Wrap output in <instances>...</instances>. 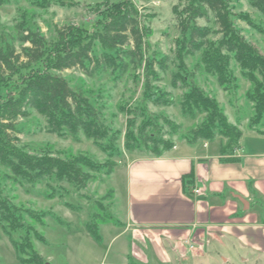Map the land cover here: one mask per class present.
I'll use <instances>...</instances> for the list:
<instances>
[{"label":"trees","instance_id":"1","mask_svg":"<svg viewBox=\"0 0 264 264\" xmlns=\"http://www.w3.org/2000/svg\"><path fill=\"white\" fill-rule=\"evenodd\" d=\"M247 1L264 15V0ZM9 2L0 0V7ZM172 14L179 32L173 57L151 47L148 37L152 31V14L132 0L110 2L104 18L90 34L74 24L57 28L58 40L54 45L38 29L18 21L15 37L0 43V165L21 181L32 184L56 181L58 187L50 193V198H56L68 194L62 184L81 191L96 174L102 171L113 174L118 166L115 158L121 138L126 151L161 156L174 147V137L182 129L174 119L149 108L150 104H176L172 93L159 85L166 73L170 74L171 86L183 91L178 103L181 114L191 120L202 116L179 139L194 144L221 138V154L231 155L238 148L243 131L239 124L228 119L216 98L196 81L198 71L206 70L215 76L224 91H236L230 54L252 84L246 95L253 112L248 126L264 135V55L237 31L229 0H179L173 5ZM212 35L219 39L214 42ZM198 52L201 59L191 68L186 59ZM64 70H79L88 77L106 74L117 84L130 71L142 74L138 103L119 108L126 115L124 132L109 122L105 105H97L81 89H74L64 76L56 74ZM33 111L44 118L47 132L75 142L83 138L92 140L107 155V160L98 162L83 154L63 158L52 152L27 151L18 137L19 120ZM183 180L185 185H192L194 174L185 175ZM49 212L18 207L0 192V225L9 236L26 226V215L43 222ZM97 223L87 222L86 228L100 239L99 230L104 221ZM34 233L38 235L36 230ZM39 237L46 242L44 235ZM12 242L21 263L40 264L29 236L25 244Z\"/></svg>","mask_w":264,"mask_h":264},{"label":"rangeland","instance_id":"2","mask_svg":"<svg viewBox=\"0 0 264 264\" xmlns=\"http://www.w3.org/2000/svg\"><path fill=\"white\" fill-rule=\"evenodd\" d=\"M113 1L119 0H10L9 3L0 7V43L5 39L11 40L15 37V25L21 20L38 29L50 45H54L58 40L57 28L67 25H79L87 31V34H90L94 31L96 24L104 18L108 5ZM132 1L152 14V31L148 37L151 47L162 54L173 57L175 40L179 32L173 20L172 7L179 0ZM229 4L237 31L264 55V15L252 7L247 0H229ZM210 37L214 42L219 39L217 35ZM16 45H19L18 41ZM230 58V68L237 80L238 89L236 91L231 93L224 91L215 76L206 70L198 71L196 81L206 93L216 98L228 119L239 124L244 132L242 140L246 143V147L256 148L251 138L264 139V137L251 132L248 126L253 112L246 95L251 91L252 84L243 76L233 54H230ZM200 59L201 52H198L186 61L191 68H194ZM56 74L64 76L74 89H81L97 105H105L109 122L114 128L124 132L126 115L121 113L119 108L138 103L142 91V74L138 71H130L118 84L106 74L88 77L79 70H64ZM159 85L172 93L176 104L171 106L150 104L149 108L152 112L163 113L182 125L179 135L174 137L177 142L182 133L187 132L201 121L202 116L191 120L181 114L178 103L183 91L171 86L169 73L164 75V80ZM19 127L21 132L18 137L22 147L27 151L38 154L52 152L63 158L83 154L98 162L107 160V155L92 140L83 138L81 142H75L72 139H65L47 132L44 128V118L35 111L28 117L21 118ZM118 146L119 154L115 160L120 167L115 173L108 175L102 171L96 174L87 188L81 191L62 184L68 189L65 197L50 198V193L58 187V183L54 180H44L34 184L21 181L8 168L0 165L1 194L7 195L16 206L23 209L50 211L43 222L26 215V226L12 231L10 236L0 225V264H23L18 259L12 241L25 244L27 236L38 253L37 256L40 257V264L47 262L50 264H131V260L126 259L124 252L126 242H129L130 238L128 239V235L123 231L124 227L116 220V218L123 222L127 220V173L123 164L130 157L152 156V154L137 151L132 154L126 151L123 147V138ZM218 147L219 140H216L211 143L210 149L215 150ZM257 148L264 149V145ZM252 202L253 211L260 216L258 220L264 223V198L255 197ZM55 215L60 218L57 220ZM110 215H112L111 220ZM101 220L104 223L100 226V239H98L96 235L87 231L86 224L87 222L99 223ZM29 226L33 228L32 231L29 230ZM34 230L38 232V235L34 233ZM39 235H44L46 242H42ZM174 244V242H166L170 250H173ZM176 245L183 254H186L188 248L183 243L176 242ZM214 246L225 254L222 258L228 254L231 256L229 264H264V253L255 251L253 256L250 253L245 254V250L236 241L215 242ZM246 255L250 257L247 262H244L243 257ZM37 256L33 255V258L37 259ZM160 257L157 259L152 254V263L182 264V260L188 262V258L172 257L168 262L167 258L163 259L162 254ZM222 258H212L216 260L212 264H222ZM190 260L195 264H209L206 263L209 259L205 258H191ZM133 262V264H143L139 259Z\"/></svg>","mask_w":264,"mask_h":264},{"label":"crops","instance_id":"3","mask_svg":"<svg viewBox=\"0 0 264 264\" xmlns=\"http://www.w3.org/2000/svg\"><path fill=\"white\" fill-rule=\"evenodd\" d=\"M242 137L231 155L221 154V138L194 144L180 139L161 156L130 157L123 164L127 173V220L119 221L114 216L130 238L124 252L131 264L135 259L153 264L152 254L157 259L162 254L168 262L179 257L188 258L182 264H195L191 258H205L212 264L216 261L212 258L225 255L214 243L225 240L238 242L245 254L264 253V223L258 220L252 204L255 197L264 198V149L257 148L264 145V139L251 138L256 148H250ZM216 140L219 147L211 150ZM228 157L235 160H224ZM190 173L194 174V183L185 185L183 177ZM238 196L249 201V209ZM167 240L175 243L173 250L167 248ZM176 242L188 248L186 254ZM249 257L246 255L243 261ZM230 258L226 255L222 264H229Z\"/></svg>","mask_w":264,"mask_h":264},{"label":"water","instance_id":"4","mask_svg":"<svg viewBox=\"0 0 264 264\" xmlns=\"http://www.w3.org/2000/svg\"><path fill=\"white\" fill-rule=\"evenodd\" d=\"M238 198L242 201V203L244 204V208L245 209H249V201H247L246 199L242 198L241 196H238ZM46 264H50V262H47Z\"/></svg>","mask_w":264,"mask_h":264},{"label":"built area","instance_id":"5","mask_svg":"<svg viewBox=\"0 0 264 264\" xmlns=\"http://www.w3.org/2000/svg\"><path fill=\"white\" fill-rule=\"evenodd\" d=\"M194 192H195V193H198V192H199V190H198V189H194Z\"/></svg>","mask_w":264,"mask_h":264}]
</instances>
